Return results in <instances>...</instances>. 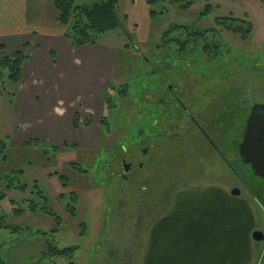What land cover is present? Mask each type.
<instances>
[{
    "label": "rangeland",
    "instance_id": "374dc122",
    "mask_svg": "<svg viewBox=\"0 0 264 264\" xmlns=\"http://www.w3.org/2000/svg\"><path fill=\"white\" fill-rule=\"evenodd\" d=\"M117 1L122 28L98 39L99 47L110 50L108 77L89 69L87 76L72 74L71 80L83 84L65 89L62 102L65 121L76 115V129L92 126L94 142L56 153L53 145L36 140L42 147L14 144L23 130L15 125L16 88L5 79L0 82V143L6 146L0 155V192L12 182L6 176L23 186L5 192L0 203V216L17 230L0 229V264H70L51 257L38 262L44 245L36 233L51 231H56L46 236L51 244L77 248L73 264H142L150 228L171 211L173 195L208 187L228 194L238 189L254 213V230L264 235V195L248 189L254 181L264 187V179L253 178L248 167L239 165L234 149L242 140L246 108L264 103V0H210L206 16L200 15L205 0L187 10L162 1L152 7L157 13L153 18L143 0ZM44 2L38 4L48 13L51 1ZM33 6L31 0H0V35L19 27L35 29L32 21L38 17L32 12L19 16V25L11 18L13 11ZM222 18L237 20L231 23L235 28L249 24L250 34L241 39L223 30L215 23ZM199 30H215L204 41L219 44L217 57L204 54L203 40H187ZM177 41L186 42L185 48ZM105 93L112 101L109 109L102 103ZM43 95L45 102L48 96ZM97 110L107 129L100 127ZM122 159L131 165L124 178ZM70 163L81 164L87 173L71 169ZM240 172L244 182L236 175ZM71 195L74 216L66 210L74 205ZM30 202L46 205L61 224L29 212ZM20 208L25 212L16 215L14 209ZM252 246L250 264H264V241H252Z\"/></svg>",
    "mask_w": 264,
    "mask_h": 264
},
{
    "label": "trees",
    "instance_id": "16d2710c",
    "mask_svg": "<svg viewBox=\"0 0 264 264\" xmlns=\"http://www.w3.org/2000/svg\"><path fill=\"white\" fill-rule=\"evenodd\" d=\"M162 1L176 4L180 9L187 10L191 8L196 0H144L145 4L149 7V16L151 18L157 14L152 7ZM205 1L201 16L210 14L212 10L209 3L210 0ZM53 6L56 11L57 23L65 28L63 37L74 48L96 46L100 36L122 28V22L117 12V0H97L85 6L74 5L73 0H53ZM123 20L125 21L124 18ZM215 21L216 25L223 30L240 34L241 39H246L251 32L249 24L244 23L241 28L233 27L231 23H235L237 20L231 18L216 19ZM214 32L215 30L195 31L192 35L188 36L187 40H190V37L191 41L203 40L202 51L208 57L214 58L219 53V44L214 40L210 42L204 41L208 33ZM178 43L181 47L185 48L186 42L182 45L180 42ZM25 49L26 46L11 55H2L0 59V82L3 83L5 79L12 87L21 82V69L26 59ZM0 50L3 51L1 48ZM124 88L119 89L117 93L120 98L125 96V91L122 90ZM13 95V93L9 94V96ZM103 99V103L109 109L110 102H112L111 98L109 99L108 94L105 93ZM72 124L75 129L78 127V117L76 115L73 117ZM89 125V123L85 122L86 127H89ZM106 125V118L103 116L100 121V127L106 128ZM108 131L110 130L108 129ZM22 145L42 147L35 140L26 141ZM5 147V143L1 142L0 155H3ZM65 148L76 149L74 145L68 143H65L63 147L64 151ZM234 149L237 152L238 148ZM52 152L56 153L58 151L52 148ZM5 158V156H2V160H5ZM238 159L239 165L249 168V166L242 164L240 157ZM69 166L78 173H87V169L81 166V164L70 163ZM230 166L233 172L236 171L232 165ZM13 173L19 174L21 170ZM250 173L254 176L251 170ZM241 174L242 172L239 175L236 173L244 182L245 180L242 179ZM6 178L13 182L11 176H6ZM253 178L260 180V178L255 176ZM12 182L7 184L6 190L8 192L12 191L11 188L23 189L22 185H18L17 187ZM245 184L247 185V183ZM248 189L250 192H258L264 195V187L255 181L254 183H249ZM5 192H0V203L5 197ZM73 198L71 195L70 199L73 200ZM172 201L171 211L166 216L157 219L150 228L148 245L142 264L251 263L254 253L251 234L255 229V218L250 205L244 198L231 196L216 187H208L179 191L173 195ZM73 203L74 205L72 206L71 204L66 206V210L70 216H74L76 211L74 200ZM14 211L16 215H22L25 212L22 208L18 210L14 209ZM28 211L53 217L57 225L61 224V220L57 214L47 208L46 205L37 206L34 202H30ZM0 229L17 231L6 225L5 219L1 216ZM53 233H56V231H51L48 234L36 233L44 245L42 253L39 254L40 259L38 262L51 257L68 259L70 260L69 263L73 264L72 258L77 248L73 246L60 249L57 245L51 244L46 239V236H50Z\"/></svg>",
    "mask_w": 264,
    "mask_h": 264
},
{
    "label": "crops",
    "instance_id": "0c3cea01",
    "mask_svg": "<svg viewBox=\"0 0 264 264\" xmlns=\"http://www.w3.org/2000/svg\"><path fill=\"white\" fill-rule=\"evenodd\" d=\"M31 1L34 3L31 10L18 9L13 11L11 18H16V24L19 25L21 24L19 16L32 12L38 17L35 23L32 21L35 29L19 27L15 32L0 35V48L3 50H0V59L2 55H11L26 46L21 82L14 86L16 89L13 105L15 119L18 122L16 124L15 121V125H19L17 127L23 130L18 134L17 142L14 140V144L20 145L25 140H36L53 145L58 152L63 150L67 141L74 146L83 144L85 146L95 141L94 130L92 126L87 130L75 129L72 115H68L65 121V105L62 103L65 89L80 88L83 83L71 80L72 74L78 78L85 73L87 76L88 69L91 73L101 71L106 79L111 68L108 64L110 50L101 48L98 44L74 48L63 37L65 28L56 21L53 0H50L51 8L48 13L45 11L47 8L42 9L38 4L39 2L42 5L46 0ZM42 94L45 98L48 96L45 102L41 99ZM40 99L42 101H39ZM59 102L62 105L58 108ZM98 114L101 119V110H97L94 115ZM17 133L18 130L15 134ZM66 133H73L75 137L66 139Z\"/></svg>",
    "mask_w": 264,
    "mask_h": 264
},
{
    "label": "water",
    "instance_id": "95a60500",
    "mask_svg": "<svg viewBox=\"0 0 264 264\" xmlns=\"http://www.w3.org/2000/svg\"><path fill=\"white\" fill-rule=\"evenodd\" d=\"M145 152L146 150H143V153ZM238 154L241 162L250 166L255 177L264 179V105H255L252 108L244 129L243 140L238 146ZM121 162L123 166L121 178H123L130 165L125 164L123 159ZM239 194L238 189H233L230 192V195L234 197L239 196ZM251 239L255 242H262L264 235L255 230L251 234Z\"/></svg>",
    "mask_w": 264,
    "mask_h": 264
},
{
    "label": "flooded vegetation",
    "instance_id": "af4514ba",
    "mask_svg": "<svg viewBox=\"0 0 264 264\" xmlns=\"http://www.w3.org/2000/svg\"><path fill=\"white\" fill-rule=\"evenodd\" d=\"M258 106V105H264V103H257V102H255V103H253L252 105H250L248 108H246V110H247V114H246V116H244V122H245V126H246V122H247V120H248V118H249V116H250V114H251V112H252V108L254 107V106ZM243 122V123H244ZM245 126H244V129H245ZM244 129H243V135H244ZM243 135L241 136L242 137V140H243ZM241 140V141H242ZM241 143V142H240ZM142 153H143V150H142ZM146 153V152H145ZM144 153V154H145ZM219 153V152H218ZM220 154V153H219ZM221 155V154H220ZM224 157H222V159H223ZM126 164H128V165H130L129 163H126ZM131 166V165H130ZM130 169H131V167H130ZM129 169V170H130Z\"/></svg>",
    "mask_w": 264,
    "mask_h": 264
}]
</instances>
